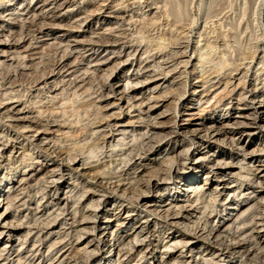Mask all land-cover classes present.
Wrapping results in <instances>:
<instances>
[{"label":"rangeland","instance_id":"374dc122","mask_svg":"<svg viewBox=\"0 0 264 264\" xmlns=\"http://www.w3.org/2000/svg\"><path fill=\"white\" fill-rule=\"evenodd\" d=\"M0 233V264H264V0H0Z\"/></svg>","mask_w":264,"mask_h":264},{"label":"bare ground","instance_id":"6f19581e","mask_svg":"<svg viewBox=\"0 0 264 264\" xmlns=\"http://www.w3.org/2000/svg\"><path fill=\"white\" fill-rule=\"evenodd\" d=\"M52 22H53V21H52ZM32 23H33V22H32ZM50 69H51V68H50ZM42 76H43V75H42ZM38 80H39V79H38ZM31 83H32V82H31ZM245 85H246V84H245ZM244 88H245V86H244ZM101 99H102V98H101ZM255 109H256V108H255ZM257 113H258V112H257ZM259 114H260V113H259ZM243 118H244V117H243ZM246 118L249 120L248 124H253V125H258V126L262 124V119H263V118H258V117H253V118H251V117H249V116H247ZM103 121H104V120H103ZM98 122H99V121H98ZM93 124H94V123H93ZM243 125H244V124H243ZM221 131L223 132V130H221V129H219V128H216V129L211 133L212 136H211V135H210V136H211L212 138H214V136H217V134H218L219 132H221ZM174 132H175V131H174ZM222 132H221V133H222ZM226 132L230 134L229 131H226V130H225V133H226ZM175 133H176V132H175ZM177 134H178V132H177ZM209 134H210V133H209ZM214 139H215V138H214ZM216 139H217V138H216ZM145 155H146V154H145ZM171 159H173V158H171ZM169 161H170V159H169ZM172 162H173V161H172ZM218 164H219V166H220V161H219ZM218 164H217V165H218ZM179 165H180V164H179ZM172 166H173V165H172ZM59 171H60V170H59ZM163 174H164V173H163ZM152 177H153V176H152ZM157 177L159 178V176H157ZM158 178H157V179H158ZM98 179H99V178H98ZM24 181H25V180H24ZM26 181H27V180H26ZM156 181H157V180H156ZM165 181H166V180H165ZM99 183H100V182H99ZM153 183H154V182H153ZM139 184H140V183H139ZM156 184H157V183H156ZM153 185H154V184H152L151 182H148V183L145 184V186H147L148 188H151V189L153 188V187H151V186H153ZM99 186H100V185H99ZM108 188H109V187H108ZM146 189H147V188H146ZM108 191H109V190H108ZM125 191H126V190H125ZM139 191H140V190H139ZM148 191H149V190H148ZM150 191H151V190H150ZM150 191H149V192H150ZM114 193H115V192H114ZM144 193H146V192L144 191V192H143V195H145ZM141 196H142V193H141ZM142 197H143V196H142ZM138 200H139V199H138ZM145 207H146V206H145ZM182 209H183V208H182ZM181 211H183V210H181ZM181 211H180V212H181ZM170 212H171V211H170ZM172 212H173V211H172ZM149 213H150V211H149ZM181 213H182V212H181ZM173 214H174V213H172V215H173ZM183 214H184V212H183ZM156 215H157V214H156ZM175 215H176V214H175ZM177 215H178V213H177ZM89 216H90V215H89ZM167 216H169V218H170L171 215H167ZM179 216H181V215L179 214ZM97 217H99V216L97 215ZM158 217H159V216H158ZM174 217H175V216H174ZM95 218H96V217H95ZM161 218H162V217H161ZM176 218H178V217H175V219H176ZM82 220H83V219H82ZM91 220H92V219H91ZM85 222H86V220H85ZM91 222H92V221H91ZM87 223H88V222H87ZM51 224H52V223H51ZM76 227H77V226H76ZM142 227H143V226H141V228H142ZM93 228H95V227H93ZM143 228H144V227H143ZM46 229H49V227H47ZM46 229H42V230L37 231V232H38V234H41V232H45ZM143 230H144V229H143ZM254 231H255V230H253L252 232H254ZM255 232H257V231H255ZM257 233H258V232H257ZM0 234H2V233H0ZM28 234H29V233H28ZM32 234H33V232H32ZM193 234H194V233H193ZM28 237H29V235H28ZM38 237H39V236H38ZM216 237H217V239H218V238L220 237V235H219V236H216ZM26 238H27V237H26ZM37 239H38V238H37ZM219 240H220V239H219ZM38 241H39V240H38ZM144 241H145V240H144ZM233 241H234V240H233ZM91 242H93V240H92ZM95 242H96V241H95ZM89 243H90V242H89ZM188 244H189V243H186V245H183L184 248H187V247H188ZM233 246H234V245H233ZM223 248H224V247H223ZM12 249H13V248H12ZM118 249H119V248H118ZM238 249H239V248H237L236 246L232 247L231 251H234V252H231V253H230L231 256H233L234 253H235V251L238 250ZM240 249H241V248H240ZM33 250H34V248H33ZM6 251H7V250H6ZM8 251H10V250H8ZM19 252H20V251H19ZM32 252H33V251H32ZM185 252L188 253V249H187V251H185ZM225 252H226L225 250H222L221 255H222V256H229V255H228L229 253L227 254V253H225ZM183 253H184V252H182V254H183ZM5 254H7V253H5ZM122 254H123V253H122ZM167 254H168V253H167ZM182 254H181V255H182ZM0 255H1V254H0ZM3 255H4V254H3ZM9 256H11V255L9 254ZM3 257H4V256L1 255V258H3ZM7 257H8V256H7ZM185 257H186V256H185ZM185 257H184V258H185ZM244 257H245V256H244ZM1 258H0V259H1ZM229 258H230V257H229ZM231 258H232V257H231ZM8 259H9V258H8ZM8 259H7V261H9ZM4 260H5V259H4ZM10 260H11V259H10ZM0 261H1V260H0ZM19 261H20V260H19ZM21 263H22V262H21ZM206 263H207V261H206Z\"/></svg>","mask_w":264,"mask_h":264}]
</instances>
